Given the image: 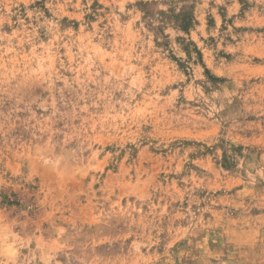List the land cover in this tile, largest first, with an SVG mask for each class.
Masks as SVG:
<instances>
[{
	"label": "rangeland",
	"instance_id": "374dc122",
	"mask_svg": "<svg viewBox=\"0 0 264 264\" xmlns=\"http://www.w3.org/2000/svg\"><path fill=\"white\" fill-rule=\"evenodd\" d=\"M0 264H264V0H0Z\"/></svg>",
	"mask_w": 264,
	"mask_h": 264
}]
</instances>
